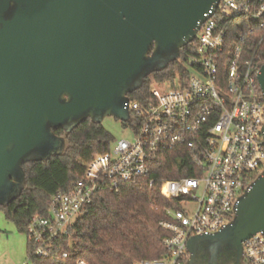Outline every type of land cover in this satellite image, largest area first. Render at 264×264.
<instances>
[{
	"label": "water",
	"instance_id": "obj_1",
	"mask_svg": "<svg viewBox=\"0 0 264 264\" xmlns=\"http://www.w3.org/2000/svg\"><path fill=\"white\" fill-rule=\"evenodd\" d=\"M220 0H0V206L25 185L23 166L61 156L86 120L126 123L125 104L179 58ZM257 81L264 96V64ZM264 231V173L230 224L188 240L186 264L229 252Z\"/></svg>",
	"mask_w": 264,
	"mask_h": 264
},
{
	"label": "built area",
	"instance_id": "obj_2",
	"mask_svg": "<svg viewBox=\"0 0 264 264\" xmlns=\"http://www.w3.org/2000/svg\"><path fill=\"white\" fill-rule=\"evenodd\" d=\"M206 17L180 50L186 75L173 86L152 87L143 103L129 98L125 104L133 140L95 157L68 192L50 197L45 216L30 218L33 257L66 258L58 243L66 238L72 247L74 225L102 182L116 187L146 179L151 158L162 151L183 150L190 164L184 173L192 176L160 182L162 197L178 205L159 224L168 234L162 242L167 255L137 264H186L190 238L232 222L239 198L264 173V96L257 81L264 64V0H220ZM235 19L244 20V35L229 52L228 24ZM248 38L263 52L250 55L243 46ZM242 258L243 264H264V231L243 242Z\"/></svg>",
	"mask_w": 264,
	"mask_h": 264
},
{
	"label": "trees",
	"instance_id": "obj_3",
	"mask_svg": "<svg viewBox=\"0 0 264 264\" xmlns=\"http://www.w3.org/2000/svg\"><path fill=\"white\" fill-rule=\"evenodd\" d=\"M241 22L244 20L235 19L228 24L226 50L229 52L240 44L239 37L244 35ZM243 46L250 55L263 52L255 38H248ZM183 61L180 57L165 69L151 73L141 87L129 95L130 100L143 103L150 99L152 87L175 85L177 76L186 75ZM54 134L65 139V153L45 162L24 165L25 185L20 196L6 207L0 206L6 219L26 236L30 218L45 216L50 197L56 192H68L72 184L85 175L95 157L110 151L112 143V137L102 125L89 119L70 133L54 130ZM189 167L183 150L162 151L151 158L150 175L146 179L118 182L116 187L108 180L102 182L74 225L72 247H68L66 238L58 243L59 252L68 253L67 257L47 260L33 257L27 236L29 258L33 264H137L142 260L165 258L167 252L162 242L168 234L159 224L168 219L167 210L177 209L178 205L162 197L160 182L192 176L184 173ZM151 179L154 180L152 185L149 184Z\"/></svg>",
	"mask_w": 264,
	"mask_h": 264
},
{
	"label": "rangeland",
	"instance_id": "obj_4",
	"mask_svg": "<svg viewBox=\"0 0 264 264\" xmlns=\"http://www.w3.org/2000/svg\"><path fill=\"white\" fill-rule=\"evenodd\" d=\"M123 124L126 123L112 117L102 120V127L112 137L110 149H113L120 140H133L129 124L126 126ZM29 252L27 236L17 231L15 225L6 219L4 211L0 208V264H33Z\"/></svg>",
	"mask_w": 264,
	"mask_h": 264
},
{
	"label": "flooded vegetation",
	"instance_id": "obj_5",
	"mask_svg": "<svg viewBox=\"0 0 264 264\" xmlns=\"http://www.w3.org/2000/svg\"><path fill=\"white\" fill-rule=\"evenodd\" d=\"M195 264H236L229 252L218 255L216 258L208 259L207 256L199 257Z\"/></svg>",
	"mask_w": 264,
	"mask_h": 264
}]
</instances>
